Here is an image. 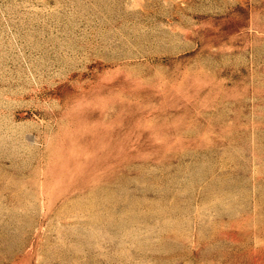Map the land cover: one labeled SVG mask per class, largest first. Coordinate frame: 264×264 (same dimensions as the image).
I'll return each mask as SVG.
<instances>
[{
  "label": "rangeland",
  "instance_id": "obj_1",
  "mask_svg": "<svg viewBox=\"0 0 264 264\" xmlns=\"http://www.w3.org/2000/svg\"><path fill=\"white\" fill-rule=\"evenodd\" d=\"M0 264H264V0H0Z\"/></svg>",
  "mask_w": 264,
  "mask_h": 264
}]
</instances>
